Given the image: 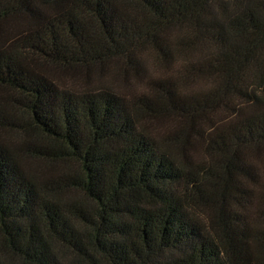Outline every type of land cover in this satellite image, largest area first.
Returning a JSON list of instances; mask_svg holds the SVG:
<instances>
[{"label": "trees", "instance_id": "1", "mask_svg": "<svg viewBox=\"0 0 264 264\" xmlns=\"http://www.w3.org/2000/svg\"><path fill=\"white\" fill-rule=\"evenodd\" d=\"M0 264H264V0H0Z\"/></svg>", "mask_w": 264, "mask_h": 264}, {"label": "rangeland", "instance_id": "2", "mask_svg": "<svg viewBox=\"0 0 264 264\" xmlns=\"http://www.w3.org/2000/svg\"><path fill=\"white\" fill-rule=\"evenodd\" d=\"M79 92H82V88H77Z\"/></svg>", "mask_w": 264, "mask_h": 264}]
</instances>
